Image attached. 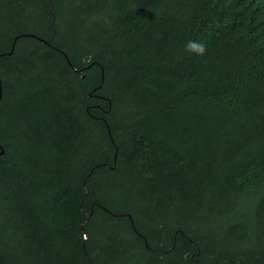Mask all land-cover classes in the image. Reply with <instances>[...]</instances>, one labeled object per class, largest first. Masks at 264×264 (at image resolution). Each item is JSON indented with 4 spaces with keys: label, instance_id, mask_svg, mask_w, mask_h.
Masks as SVG:
<instances>
[{
    "label": "trees",
    "instance_id": "1",
    "mask_svg": "<svg viewBox=\"0 0 264 264\" xmlns=\"http://www.w3.org/2000/svg\"><path fill=\"white\" fill-rule=\"evenodd\" d=\"M0 78V264H264V0H0Z\"/></svg>",
    "mask_w": 264,
    "mask_h": 264
},
{
    "label": "clouds",
    "instance_id": "2",
    "mask_svg": "<svg viewBox=\"0 0 264 264\" xmlns=\"http://www.w3.org/2000/svg\"><path fill=\"white\" fill-rule=\"evenodd\" d=\"M185 50L197 56H203L207 52V45L203 41L189 40L185 44Z\"/></svg>",
    "mask_w": 264,
    "mask_h": 264
},
{
    "label": "water",
    "instance_id": "3",
    "mask_svg": "<svg viewBox=\"0 0 264 264\" xmlns=\"http://www.w3.org/2000/svg\"><path fill=\"white\" fill-rule=\"evenodd\" d=\"M1 96H2V83H1V78H0V98H1ZM3 153H4V149H1L0 155Z\"/></svg>",
    "mask_w": 264,
    "mask_h": 264
}]
</instances>
